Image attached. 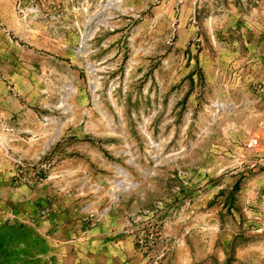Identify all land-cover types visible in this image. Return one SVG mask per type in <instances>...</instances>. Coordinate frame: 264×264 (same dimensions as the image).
<instances>
[{"label": "rangeland", "instance_id": "rangeland-1", "mask_svg": "<svg viewBox=\"0 0 264 264\" xmlns=\"http://www.w3.org/2000/svg\"><path fill=\"white\" fill-rule=\"evenodd\" d=\"M2 187L0 264H264V0H0Z\"/></svg>", "mask_w": 264, "mask_h": 264}, {"label": "crops", "instance_id": "crops-1", "mask_svg": "<svg viewBox=\"0 0 264 264\" xmlns=\"http://www.w3.org/2000/svg\"><path fill=\"white\" fill-rule=\"evenodd\" d=\"M22 192V191H21ZM1 194H5V188L2 187L0 188V195ZM16 198V196H14ZM21 209L18 210V208L14 211H12L14 213V215L16 217H20V219L23 221H25V219H27V216L29 214V209H24L23 207H20ZM3 212V209H0V213Z\"/></svg>", "mask_w": 264, "mask_h": 264}]
</instances>
